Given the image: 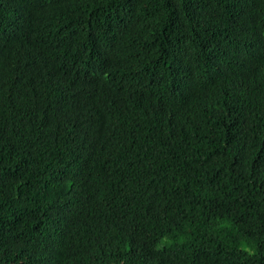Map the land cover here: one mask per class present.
<instances>
[{
    "label": "trees",
    "instance_id": "obj_1",
    "mask_svg": "<svg viewBox=\"0 0 264 264\" xmlns=\"http://www.w3.org/2000/svg\"><path fill=\"white\" fill-rule=\"evenodd\" d=\"M0 264H264V0H0Z\"/></svg>",
    "mask_w": 264,
    "mask_h": 264
}]
</instances>
